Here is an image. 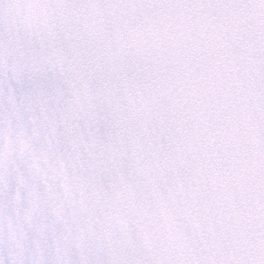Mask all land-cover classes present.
Returning <instances> with one entry per match:
<instances>
[{
  "label": "snow or ice",
  "instance_id": "6c2138e0",
  "mask_svg": "<svg viewBox=\"0 0 264 264\" xmlns=\"http://www.w3.org/2000/svg\"><path fill=\"white\" fill-rule=\"evenodd\" d=\"M0 264H264V0H0Z\"/></svg>",
  "mask_w": 264,
  "mask_h": 264
}]
</instances>
